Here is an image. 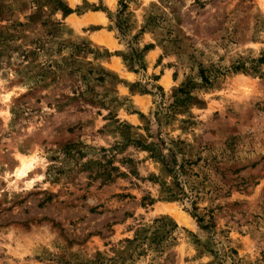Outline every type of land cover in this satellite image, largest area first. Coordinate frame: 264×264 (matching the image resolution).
<instances>
[{"label":"rangeland","instance_id":"rangeland-1","mask_svg":"<svg viewBox=\"0 0 264 264\" xmlns=\"http://www.w3.org/2000/svg\"><path fill=\"white\" fill-rule=\"evenodd\" d=\"M124 1L0 0V264H264V0Z\"/></svg>","mask_w":264,"mask_h":264},{"label":"trees","instance_id":"trees-1","mask_svg":"<svg viewBox=\"0 0 264 264\" xmlns=\"http://www.w3.org/2000/svg\"><path fill=\"white\" fill-rule=\"evenodd\" d=\"M119 4H120V9L118 10L117 12V23L120 24V19L119 17L121 16V14L123 13V11L125 10L126 8V2L124 0H119ZM64 14H69L70 12H72V10L68 7H65L64 9ZM118 29L120 32H122L123 28L120 26V25H117ZM148 46L146 45L143 49H147ZM257 62L259 63H262L264 61V57L261 56L259 58L256 59ZM239 69V66H234V70H238ZM132 71L136 72V70L132 69ZM202 79L207 82V79L206 78H203ZM178 91H182L181 88L178 89ZM184 92V91H182ZM127 141H128V144L129 143H132L138 147H141L143 149H146L147 148V145L143 144L141 141L137 140V139H132V138H129L127 137ZM73 147L74 145H71V144H67L64 146V152L66 153H70L72 150H73ZM75 152V151H74ZM164 164V167L166 169V171L168 172V174L172 177V179L174 180L175 184L177 186H180V179L187 174V170L189 169V166L193 164V162H191L190 160H186V159H183L182 162H178L176 157L174 155H172V158L169 160V161H164L163 162ZM182 189V188H180ZM183 193V196L190 202L191 204V215L192 217H194L196 219V221L200 222V223H204L205 222V216H198L195 211L197 210V207H196V202L192 199L191 195H188L186 194L185 192H182ZM212 212L213 210L212 209H207L206 210V216L208 218V221H210V219H212ZM209 224L207 223H204V225H202L203 228H207L209 227L208 226Z\"/></svg>","mask_w":264,"mask_h":264},{"label":"bare ground","instance_id":"bare-ground-1","mask_svg":"<svg viewBox=\"0 0 264 264\" xmlns=\"http://www.w3.org/2000/svg\"><path fill=\"white\" fill-rule=\"evenodd\" d=\"M177 221L179 222H186L187 221V217L184 216V215H176V218H175Z\"/></svg>","mask_w":264,"mask_h":264}]
</instances>
